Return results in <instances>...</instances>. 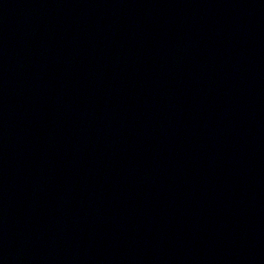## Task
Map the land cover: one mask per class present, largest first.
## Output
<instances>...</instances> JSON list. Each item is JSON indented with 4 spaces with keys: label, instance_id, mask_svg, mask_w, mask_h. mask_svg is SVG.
I'll list each match as a JSON object with an SVG mask.
<instances>
[{
    "label": "water",
    "instance_id": "1",
    "mask_svg": "<svg viewBox=\"0 0 264 264\" xmlns=\"http://www.w3.org/2000/svg\"><path fill=\"white\" fill-rule=\"evenodd\" d=\"M0 264H264V0H0Z\"/></svg>",
    "mask_w": 264,
    "mask_h": 264
}]
</instances>
